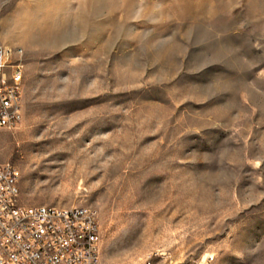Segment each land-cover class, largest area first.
<instances>
[{
	"label": "rangeland",
	"instance_id": "obj_1",
	"mask_svg": "<svg viewBox=\"0 0 264 264\" xmlns=\"http://www.w3.org/2000/svg\"><path fill=\"white\" fill-rule=\"evenodd\" d=\"M26 206H90L100 264H264V0H0Z\"/></svg>",
	"mask_w": 264,
	"mask_h": 264
},
{
	"label": "built area",
	"instance_id": "obj_2",
	"mask_svg": "<svg viewBox=\"0 0 264 264\" xmlns=\"http://www.w3.org/2000/svg\"><path fill=\"white\" fill-rule=\"evenodd\" d=\"M23 85V52L0 46V130L22 122ZM20 180L16 166L0 165V264H100L97 210L23 205Z\"/></svg>",
	"mask_w": 264,
	"mask_h": 264
}]
</instances>
